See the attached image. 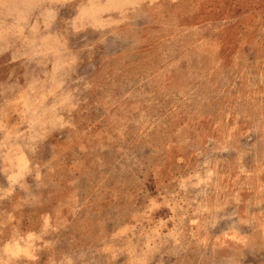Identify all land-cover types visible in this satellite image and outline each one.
<instances>
[{
    "label": "rangeland",
    "instance_id": "rangeland-1",
    "mask_svg": "<svg viewBox=\"0 0 264 264\" xmlns=\"http://www.w3.org/2000/svg\"><path fill=\"white\" fill-rule=\"evenodd\" d=\"M0 264H264V0H0Z\"/></svg>",
    "mask_w": 264,
    "mask_h": 264
}]
</instances>
